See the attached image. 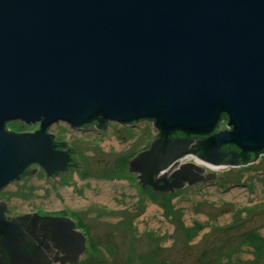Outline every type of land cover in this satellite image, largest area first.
<instances>
[{"label":"water","instance_id":"1","mask_svg":"<svg viewBox=\"0 0 264 264\" xmlns=\"http://www.w3.org/2000/svg\"><path fill=\"white\" fill-rule=\"evenodd\" d=\"M18 120L40 126H8ZM140 120L159 131L129 161L144 185L174 191L215 178L203 174L205 164L259 159L264 0H0V194L33 164L47 176L70 166L76 148L61 149L67 142L55 140L53 124L104 129ZM192 135L201 137L193 153ZM226 145L236 147L230 159ZM189 153L198 163L183 160ZM7 211L3 200L0 264H49L35 243L40 231L54 232L66 254L60 264L85 251L72 219Z\"/></svg>","mask_w":264,"mask_h":264},{"label":"rangeland","instance_id":"2","mask_svg":"<svg viewBox=\"0 0 264 264\" xmlns=\"http://www.w3.org/2000/svg\"><path fill=\"white\" fill-rule=\"evenodd\" d=\"M8 126L30 131L40 123L18 120ZM154 127L111 121L101 136L55 123L51 131L70 138L88 171L64 175L55 187L39 172L9 185L0 199L10 201L15 213L63 209L65 203L87 207L82 214L90 215L96 241L88 261L78 264H264V154L242 166H209L204 173L215 172V178L197 180L175 197L158 195L144 188L128 165Z\"/></svg>","mask_w":264,"mask_h":264},{"label":"flooded vegetation","instance_id":"3","mask_svg":"<svg viewBox=\"0 0 264 264\" xmlns=\"http://www.w3.org/2000/svg\"><path fill=\"white\" fill-rule=\"evenodd\" d=\"M141 122H152L153 125H154L153 120H140V121H138V123H136L135 125H132L131 127L140 126ZM109 125H110V122H108L106 128L99 129V128L96 127L95 124H93V125H89L90 127L85 126L81 130L87 129L89 131H95L96 133L100 134L101 136H104V134L107 133L108 130H109ZM221 127L222 128H227V120L222 121ZM136 128H138V127H136ZM49 131L52 132L51 128L49 129ZM52 133L55 134V140L56 141H58V142H62V141L67 142V145L65 147L61 148V149L68 150L70 147H74V145L71 143V140H70L69 137L58 138L55 132H52ZM151 135L152 136L150 138L148 137V141H149L148 144L145 145L143 148H141L133 156H131L130 159H132L140 151L150 148L152 143H153V141L159 137V131L155 128V129L151 130ZM190 138L192 140L191 145H190V150L193 153V150L196 149L198 141H199V139L201 137L196 136V135H192ZM235 150H236L235 146L226 145V146L223 147V156L226 159H230V157H231L230 153L231 152H235ZM77 153H78V151H77V148H76V151H74V153L72 154L73 158H72V161L70 163V166L65 171H63V172H61V173H59L57 175L47 176L43 169L39 168V166L37 164H33L31 166V168H30L29 174L24 175L19 181L13 182L11 184H15V183L23 181V180H25L27 178H31L34 175H37L39 172H42L43 173L42 177H45L46 183L50 184L52 187H55L56 183H60V180H62L64 175L73 174V172L75 170H79V169H81L83 172H85L86 170L88 171V168L86 166L81 168V164H80V161H79ZM192 153H189L188 155H186L183 158V160L185 162H196L197 161L196 158H195L196 154H194L195 156H193ZM236 156H237L236 159L240 160V155L238 153L236 154ZM247 160H248V162H246V163H250V162L253 161L251 155H249V154L247 155ZM129 161H128V165H129ZM246 163H240L241 165H239V166L245 165ZM206 166H207V168H206V170H207L209 168V166L208 165H206ZM129 169L132 172H134L130 168V165H129ZM32 171H34V173H32ZM135 173H136L135 175H137L138 178L140 179V181L142 182V180L140 178V174L138 172H135ZM169 178H171V177H169ZM170 180H172V178ZM48 184H46V185H48ZM163 185H164V183H160L158 187H155L153 185H144V188H148V189L150 188V190H152L151 192H154V193H156L158 195H164V194L172 193L174 195V197H175V194L180 190V188L187 187L190 184H186L184 187L176 188V189H179L177 192H175V190L174 191H166V190H164L162 188ZM59 186H61V185H59ZM147 195L148 194H146L145 198H147L149 196L151 197L150 194L148 196ZM4 200L7 201V204H8V211L6 212V216L8 218L17 217L19 215H23V214H27V213H32V214L38 213L40 216H43V217H60V218L72 219L75 222V226L73 227V230L76 231V232H81L86 237V243H85L86 248H85V251L81 254L80 259L77 262L71 263L70 262L71 260H67L66 264H78V263H82V262H87L88 261L87 260V257H89L88 248H90V246L93 244V242L96 241V235H94L95 231L94 232L91 231V229L93 230V228L91 227V225H93V224L91 223V225H90L88 223V221H87V220L90 221V218H89L90 215L84 216L86 214H84V215L82 214V212H84V213L87 212V210H88L87 207L86 208H82V209H78V208H74L71 204L65 203L64 206H63V209L60 208V209H48V210H46V209L42 208L43 211H40V213H39V211H36V210H32V211H21L20 210L19 212L15 213V212H13L14 208L11 207V202L6 200V199H4ZM1 201H3V199H0V202ZM106 209H109V211L111 210L110 208H105V210ZM39 227H40V225H39ZM100 231H101L100 232V237H104L106 235L105 229H100ZM53 236H54V232L52 233V235L49 236L48 233H46L45 231L44 232L40 231L39 235L37 236L40 240L36 239L35 243L39 244L42 248H44V250H45V252L47 254V259H48L47 261H48L49 264H60L62 258H64L66 256V254L65 253L63 254V252L59 248H57L56 241L54 240ZM97 240H98V238H97Z\"/></svg>","mask_w":264,"mask_h":264},{"label":"bare ground","instance_id":"4","mask_svg":"<svg viewBox=\"0 0 264 264\" xmlns=\"http://www.w3.org/2000/svg\"><path fill=\"white\" fill-rule=\"evenodd\" d=\"M93 125V124H92ZM88 127H90V126H88ZM208 166H210V165H208ZM222 165H211V167H221ZM239 166V165H238ZM203 174H205L204 172H203ZM181 189V188H180ZM179 189H175V192H177ZM106 191V190H105ZM104 191V192H105ZM99 197L100 198H105L106 197V194L105 193H101L100 195H99Z\"/></svg>","mask_w":264,"mask_h":264}]
</instances>
